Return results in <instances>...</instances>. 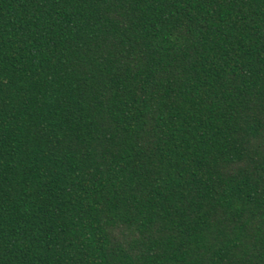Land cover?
Segmentation results:
<instances>
[{
  "label": "trees",
  "instance_id": "16d2710c",
  "mask_svg": "<svg viewBox=\"0 0 264 264\" xmlns=\"http://www.w3.org/2000/svg\"><path fill=\"white\" fill-rule=\"evenodd\" d=\"M0 264H264V0H0Z\"/></svg>",
  "mask_w": 264,
  "mask_h": 264
}]
</instances>
